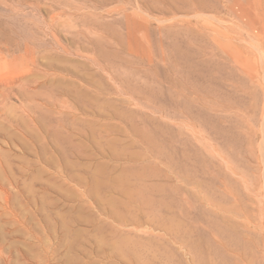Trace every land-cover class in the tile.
Masks as SVG:
<instances>
[{
  "label": "rangeland",
  "instance_id": "1",
  "mask_svg": "<svg viewBox=\"0 0 264 264\" xmlns=\"http://www.w3.org/2000/svg\"><path fill=\"white\" fill-rule=\"evenodd\" d=\"M22 104H60L59 177L16 252L264 264V0H0V108Z\"/></svg>",
  "mask_w": 264,
  "mask_h": 264
},
{
  "label": "bare ground",
  "instance_id": "2",
  "mask_svg": "<svg viewBox=\"0 0 264 264\" xmlns=\"http://www.w3.org/2000/svg\"><path fill=\"white\" fill-rule=\"evenodd\" d=\"M59 105L22 104L23 115L21 117L9 114L10 111H13L10 110L12 107L0 108V264H53L50 257L45 259V256L50 254L45 247L41 248L39 253L29 255L31 258L26 253L22 255V252H16L7 245L8 241H5L4 232L8 230L7 226H9L11 227L9 229L15 232L31 233L30 221L26 214L32 207L30 205L32 197L36 196L37 192L45 194L51 185L57 183L59 170L54 156L58 150L57 115ZM28 120L34 124L33 129L27 122ZM30 145L35 146V155L42 164L38 171L33 162L15 154L14 156L12 153L18 146L21 150L24 149L25 155L33 153L34 149ZM51 151L54 152L52 155ZM13 159L21 162L22 166H14ZM48 166L53 168L51 177H48L51 172L47 169ZM32 169L37 173L40 171L36 176L40 184L38 190L36 189L37 185L33 187L27 185L28 175L34 173ZM53 180H55L54 183ZM44 229H47L46 225ZM9 232L11 231L9 230ZM37 239L41 245L48 243L44 235ZM40 257H44V260H41Z\"/></svg>",
  "mask_w": 264,
  "mask_h": 264
}]
</instances>
